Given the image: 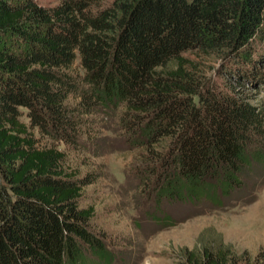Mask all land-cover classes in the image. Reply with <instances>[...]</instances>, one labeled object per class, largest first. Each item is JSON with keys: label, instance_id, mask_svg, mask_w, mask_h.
I'll list each match as a JSON object with an SVG mask.
<instances>
[{"label": "trees", "instance_id": "obj_1", "mask_svg": "<svg viewBox=\"0 0 264 264\" xmlns=\"http://www.w3.org/2000/svg\"><path fill=\"white\" fill-rule=\"evenodd\" d=\"M256 37L264 0H0V264L112 258L95 206L80 202L94 178L59 146H81L98 111L121 108L160 193L221 203L242 187L264 160V102L207 74L199 56L225 55L219 73L264 83ZM243 257L205 241L178 264ZM254 259L264 264V251Z\"/></svg>", "mask_w": 264, "mask_h": 264}, {"label": "rangeland", "instance_id": "obj_2", "mask_svg": "<svg viewBox=\"0 0 264 264\" xmlns=\"http://www.w3.org/2000/svg\"><path fill=\"white\" fill-rule=\"evenodd\" d=\"M39 1L51 4L58 0ZM253 42L257 52L264 49L263 39L256 37ZM199 58L207 74L221 81H237L249 98L264 102V83L219 73L231 58L217 53H203ZM263 62L260 59L258 66L264 68ZM120 109L94 113L92 135L83 136L81 146L59 143L67 164L81 173L90 171L94 178L84 185L80 202L95 206L92 226L103 233L112 251V258L105 261L87 250L88 263L178 264L187 248L222 241L244 256L237 264H251L264 251V160L248 165L243 186L221 194V203L196 201L191 195L187 199L164 195L157 187L160 181L147 174L143 165L145 145H134L122 127ZM245 256H250L251 263H246Z\"/></svg>", "mask_w": 264, "mask_h": 264}]
</instances>
